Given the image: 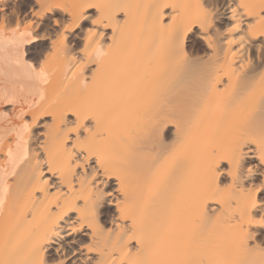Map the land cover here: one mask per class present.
Wrapping results in <instances>:
<instances>
[{
	"label": "bare ground",
	"instance_id": "obj_1",
	"mask_svg": "<svg viewBox=\"0 0 264 264\" xmlns=\"http://www.w3.org/2000/svg\"><path fill=\"white\" fill-rule=\"evenodd\" d=\"M0 264H264V0H0Z\"/></svg>",
	"mask_w": 264,
	"mask_h": 264
},
{
	"label": "rangeland",
	"instance_id": "obj_2",
	"mask_svg": "<svg viewBox=\"0 0 264 264\" xmlns=\"http://www.w3.org/2000/svg\"><path fill=\"white\" fill-rule=\"evenodd\" d=\"M197 44V43H196ZM32 46H34L35 47V49H32L30 52V54L31 55H29L30 57H31V59H35V60H37V58H38V52H39V50L41 49V47H42V44H41V42H36L35 44L33 43V45ZM37 46V47H36Z\"/></svg>",
	"mask_w": 264,
	"mask_h": 264
}]
</instances>
